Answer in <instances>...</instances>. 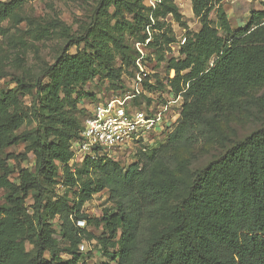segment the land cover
Returning <instances> with one entry per match:
<instances>
[{"label":"trees","instance_id":"obj_1","mask_svg":"<svg viewBox=\"0 0 264 264\" xmlns=\"http://www.w3.org/2000/svg\"><path fill=\"white\" fill-rule=\"evenodd\" d=\"M121 1L133 13L129 29L134 33L143 31L137 41H145L151 17L132 8L127 0ZM22 2L0 1V23ZM171 10L178 14L175 7ZM224 29L225 38L198 36L193 41L196 50H206V63L199 64L205 70L198 68L199 59H203L196 54L189 55L181 65L182 69L192 66V71L187 75L190 82L179 123L165 137L170 149L191 148L211 137L217 127L206 104L213 95L238 96L264 83V10L252 11L244 27L231 30L226 25ZM87 33L95 35L91 28ZM90 46L93 52L85 50L69 56L65 73L76 85L91 82L105 63L98 56L100 49ZM136 56L134 45L135 73ZM211 57L216 58L215 62L207 68ZM147 60L151 66L150 54ZM57 67L55 62L47 74ZM15 80L17 89L0 90V154L27 136L16 134L27 116L15 106L17 91L25 94L36 89L33 114L39 124L28 134L34 136L37 167L33 171H8L0 165V187L7 189L6 202L0 206V264H87L83 260L89 254L79 247L91 234L81 222L100 229L98 251L108 258L102 264H264V125L242 139H234L224 152L196 170L190 181L172 175L180 166L175 156L158 155L155 150L127 167L117 158L82 156L85 171H92L94 177L82 182L80 202L70 206L59 199L51 204L46 183L57 175V162L71 173L69 161L75 152L68 138H81L84 121L66 132L65 144L61 140L48 141L40 125L47 111L44 101L59 95L67 85L58 76L47 84L41 78L33 82L23 77ZM149 86L146 80L145 87ZM129 90L125 88L118 94ZM146 95L133 99L132 104L154 114L146 105L141 106ZM110 98L103 97L96 103ZM90 113L85 110L84 120ZM158 163L170 170L167 176H157L154 166ZM161 171L165 170L158 169ZM104 190L109 193L111 207L93 217L85 213L82 206L86 199ZM29 198L34 200L32 212L27 206ZM48 214H59L58 228L48 221ZM25 234L33 244L28 260L23 258ZM66 254L69 257L65 258Z\"/></svg>","mask_w":264,"mask_h":264},{"label":"rangeland","instance_id":"obj_2","mask_svg":"<svg viewBox=\"0 0 264 264\" xmlns=\"http://www.w3.org/2000/svg\"><path fill=\"white\" fill-rule=\"evenodd\" d=\"M9 1V0H0ZM130 6L139 10L154 23L150 27L152 46L150 50V78L147 87V99L141 106H147L154 113L165 109V127L169 132L179 123L185 100L184 92L189 86L187 80L192 66L182 69L189 55L199 56L198 68L205 61V48L195 49L193 41L199 37L225 38L224 27L231 30L246 26L251 19V12L264 10V0H127ZM177 9L178 14L171 10ZM225 14V20L223 15ZM133 13L123 1L110 0H23L21 6L6 20L0 23V90L14 91L18 88L16 77L27 81L42 79L43 84L50 83L53 77L67 85L59 95L47 98L41 116L42 134L48 141L67 142L66 132L82 125L85 110H92L97 101L103 97H113L121 90L133 84L132 56L137 39L143 31L132 32L129 23ZM149 25V24H148ZM146 26V29L148 27ZM94 30L89 36L87 29ZM148 34V33H147ZM72 43L68 45V41ZM90 45L100 49L98 56L105 62L98 76L85 85H76L67 77L69 56L87 50L93 52ZM196 54V56H195ZM215 57L207 61L208 67L215 62ZM58 63V67L47 74L48 68ZM201 72V74H203ZM63 77H66L64 79ZM187 80V81H186ZM36 89L21 94L17 91L15 106L22 109L26 119L16 134H27L20 143L7 147L0 154V165L8 171H19L37 167L34 155V136L28 134L35 130L38 122L33 114ZM138 106V105H137ZM209 114L214 117L216 127L211 137L191 148L170 149L166 145L164 133L160 129L145 138L135 141L131 148L111 150L120 163L128 165L141 161L144 153L157 151L158 155L171 154L180 166L172 175L190 181L194 172L219 156L235 139H242L253 130L264 125V83L251 86L238 96L228 93L213 95L206 104ZM164 114V115H165ZM71 151L76 150L75 140L68 138ZM82 156L73 155L69 161L68 173L57 162V175L53 181L46 183L49 203L64 199L70 206L80 202V186L83 181L94 177L92 171L86 172ZM159 177H165L170 170L161 163L154 166ZM158 169L165 171L158 172ZM167 171V172H166ZM7 189L0 187V206L5 204ZM34 200L29 198L27 206L32 212ZM107 190L93 194L86 199L82 210L90 216L100 215L105 208L111 207ZM48 221L58 228L59 214H48ZM87 235L80 245V250L89 254L87 264H102L108 258L98 251L100 229L87 226ZM164 225L160 228H163ZM24 255H32L33 244L25 234ZM64 242H62L63 244ZM65 258L69 257L67 254ZM20 264H26L25 261Z\"/></svg>","mask_w":264,"mask_h":264},{"label":"built area","instance_id":"obj_3","mask_svg":"<svg viewBox=\"0 0 264 264\" xmlns=\"http://www.w3.org/2000/svg\"><path fill=\"white\" fill-rule=\"evenodd\" d=\"M151 20L153 21L152 15ZM153 25L154 23L148 25L145 41L135 43L137 70L130 86L131 90L114 95L106 102L96 103L92 107L90 115L84 120L81 138L74 143L76 155L92 157L104 155L116 158L111 150L131 148L135 141L159 129L161 133L165 132L164 136L169 133L165 127L167 107L149 114L132 104L133 99L148 94L145 81L150 78V63L147 57L150 54L148 46L152 41L150 27Z\"/></svg>","mask_w":264,"mask_h":264}]
</instances>
